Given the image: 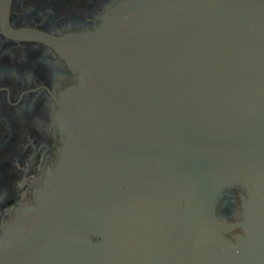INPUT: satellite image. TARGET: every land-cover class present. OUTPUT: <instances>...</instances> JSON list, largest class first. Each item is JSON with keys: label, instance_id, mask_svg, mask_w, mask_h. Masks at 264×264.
I'll use <instances>...</instances> for the list:
<instances>
[{"label": "water", "instance_id": "water-1", "mask_svg": "<svg viewBox=\"0 0 264 264\" xmlns=\"http://www.w3.org/2000/svg\"><path fill=\"white\" fill-rule=\"evenodd\" d=\"M118 7L55 36L0 0L72 70L0 264H264V0Z\"/></svg>", "mask_w": 264, "mask_h": 264}, {"label": "flooded vegetation", "instance_id": "flooded-vegetation-1", "mask_svg": "<svg viewBox=\"0 0 264 264\" xmlns=\"http://www.w3.org/2000/svg\"><path fill=\"white\" fill-rule=\"evenodd\" d=\"M126 0H11L9 24L55 36L95 29ZM50 42L15 37L0 24V233L16 208L37 203L34 186L44 176L47 151L56 145L49 112L62 76L72 70Z\"/></svg>", "mask_w": 264, "mask_h": 264}, {"label": "bare ground", "instance_id": "bare-ground-1", "mask_svg": "<svg viewBox=\"0 0 264 264\" xmlns=\"http://www.w3.org/2000/svg\"><path fill=\"white\" fill-rule=\"evenodd\" d=\"M44 39H46V40H50L48 37H46V38H44Z\"/></svg>", "mask_w": 264, "mask_h": 264}]
</instances>
